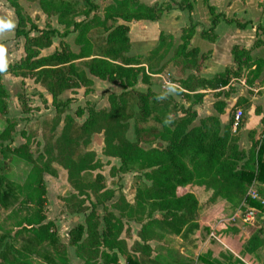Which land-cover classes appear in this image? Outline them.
Instances as JSON below:
<instances>
[{
  "label": "trees",
  "instance_id": "16d2710c",
  "mask_svg": "<svg viewBox=\"0 0 264 264\" xmlns=\"http://www.w3.org/2000/svg\"><path fill=\"white\" fill-rule=\"evenodd\" d=\"M36 1L40 10L46 16H56L57 23L62 25L63 31L54 27L40 29L28 16L23 15L22 8L17 0H8L16 16L15 37L24 40L25 56L17 67L25 73H15L32 76L50 95L51 104L55 111L61 114L59 108L67 106L70 98L60 100V95L68 90L87 87L92 82L83 71L75 66L78 59H86L89 74L102 80L118 82L124 89L119 94L109 93L108 109H95L87 106V116L80 125V137L70 138L66 130L55 141L44 146L45 154L39 153L36 157L29 150L26 140L18 147H10L12 142L13 125L5 116L8 113L7 97L0 76V120L4 127L0 130V155L6 152L17 156L30 164L23 184H14L0 177V211H6L11 205L8 217L12 223L7 233L17 237L21 233L30 235L35 245L45 244L51 248L56 261L43 263L32 258L31 253L14 248L8 242L0 240V264H68L66 245L56 241V229L52 220H47L44 214L45 186L43 174L56 175L53 163L60 165L67 172V180L77 195L93 196L90 208L81 206L82 200L76 207L68 210L85 213L84 224H77L69 229L68 244L74 247V254L83 261V264H117L119 256L124 264H144L140 256L150 259L152 248L148 241L160 240L163 233L178 235L187 240L199 229L198 209L200 207L197 196L189 189L179 192L185 186L195 187L207 193V202L214 204L222 200L228 208L245 201L250 207L258 210L261 205L258 201L246 196L247 186L253 181L264 184V140L252 141L248 151L239 148L240 129L232 132L233 115H230L226 124L221 125L217 115L201 117L198 124L191 125L197 113L196 110L185 108V114L174 121L172 126L161 122L154 127L143 125L151 115L150 103L158 95L149 88L144 92H137L139 119L134 123L135 140L129 141L125 136L127 117L125 113L129 91L135 90L140 75L142 82L147 83V70L158 67L162 57L172 48L171 37L160 30L156 46L147 51L144 56H128L131 47L128 36L129 27L126 22L138 20L158 21L164 14L170 12L172 5L161 2L146 5L139 0H112L103 8L102 16L93 14L87 18L97 5H90L82 14L84 19L76 20V12L72 0H30ZM193 0L173 2L181 10L189 14L192 11ZM209 13V26L201 30L199 36L209 42L216 38L215 28L220 21L234 24L238 29H244L249 22H239L233 17H227L223 12H216L213 6L203 0ZM118 20L123 22L119 23ZM26 23L29 27L26 28ZM96 27L106 30L105 44L107 49L103 57L92 56V42L88 33ZM264 26L257 25L255 35ZM34 30L36 35H30ZM76 32L74 42L79 46V52L74 53L65 41H59V49L52 53L41 55L40 51L50 46L52 38L64 37L69 32ZM195 34V25L190 22L181 28L180 43L173 49L169 62L176 69V74L183 76L180 87L194 97V103L201 100V93L197 90L218 89L227 86L231 79L244 77L245 83L254 86L255 83H264V60L252 57L251 50L264 43V39H255L250 48L233 44L230 48L231 63L224 66L220 73L212 77L194 75L199 70L203 53L196 46H191L190 39ZM169 39V40H168ZM11 68H14L12 66ZM12 70V69H11ZM188 81L193 86H188ZM256 83V84H257ZM129 88V89H128ZM196 90V91H195ZM221 93H217V97ZM197 100V102H196ZM213 108L218 114L224 112L226 102L216 99ZM251 102L242 96L236 98L233 107L246 109ZM191 106V105H189ZM260 114L258 108H254ZM83 111H78L82 116ZM65 119H71L66 116ZM264 123V114L260 117ZM239 126V125H238ZM103 131L106 154L117 157L120 167L136 166L144 171V177L149 185L136 188L134 200L141 212L144 205L149 211L159 212V218L140 219L141 227L138 231V240H134L130 247L125 237L131 234L130 227L124 228L121 214L109 210L104 202L113 197V192L104 189L101 185L102 175L95 180L86 181L82 173L92 171L99 166L94 156L81 148V143L94 132ZM158 139V140H157ZM157 140V141H156ZM158 142L156 147L143 148L142 143ZM165 145H162L161 142ZM160 142V143H159ZM2 184L4 186H2ZM71 195V199H76ZM125 197L120 194L112 206L126 205ZM102 207L104 215L100 216L98 208ZM257 231L247 242L250 252L264 248V237L260 238ZM207 262L203 257H199ZM189 264V263H181Z\"/></svg>",
  "mask_w": 264,
  "mask_h": 264
},
{
  "label": "rangeland",
  "instance_id": "374dc122",
  "mask_svg": "<svg viewBox=\"0 0 264 264\" xmlns=\"http://www.w3.org/2000/svg\"><path fill=\"white\" fill-rule=\"evenodd\" d=\"M225 1L230 2L231 0H224L223 3ZM17 2L23 10V15L28 16L40 29L54 27L60 32L63 31L62 25L57 23L56 16H46L40 10L36 1L17 0ZM72 2L76 12L75 19L82 20L84 19L82 12L86 11L90 5L95 4L97 8L90 12L87 18L92 17L93 14L102 16L104 6L111 3L112 0H72ZM243 2V0L239 1L237 9H230L231 13L234 12L231 17L239 22L249 21L251 25H247L246 29L239 32L234 24H226L220 21L218 30L219 33L225 35L223 39L225 42L228 40L227 43L231 42L247 46L252 40L249 37H254L256 26H264V0H248L250 11L246 9L247 7H245ZM165 4L171 6L173 1H166ZM222 8H225V4L222 5ZM205 13L209 15L207 14L206 5ZM168 14L170 16H164L161 26L164 29L163 31L171 37L172 48L160 59L158 67L147 70L145 66V72L149 76L147 83L142 82L139 75L135 90L129 91L126 95V138L129 141L135 140L133 126L139 119L137 92H144L149 88L158 96L150 103L151 115L143 123L146 127H154L161 122L172 126L174 121L185 114V108H194L198 111L196 113H200V116H205L209 113L218 116L212 104L216 99L224 98L226 106L224 108L225 115L220 120L221 125L228 122L230 115H233L234 122L235 111L238 109L242 110L239 126L237 125L233 129L232 122L231 128L232 132L235 133L237 127L239 129L243 126L244 129L247 127V130L240 135L238 145L239 148L248 151L252 141L260 142L264 140V123L262 124L260 120L261 114H264V89L257 90L258 86H262V84L256 82L257 84L255 83L254 86H249L245 83L244 77L231 79L227 86L209 90L206 93L209 96L204 102L201 101L199 103L196 100L197 103H194V97L191 93L180 87V84L183 85V79L186 78L189 71H186L183 76H179L176 74V69L169 62L173 49L180 43L179 36L183 27L180 25L186 23L184 25L186 26L192 20L187 17L186 10H181L177 7H174ZM171 18H173L174 22H170ZM16 21L14 9L8 0H0V76L8 93V113L5 116L13 125L12 142L9 146L18 147L28 140L29 150L36 157L39 153L45 154L44 146L55 141L63 132V129L66 130L70 138L79 139L80 137L79 141H81L80 125L87 116L86 107L93 106L95 109H108L109 93L119 94L124 89L118 82L102 80L89 74L86 59H78L75 61L76 68L83 71L92 83L87 87H79L62 93L59 96L60 100L63 101L66 98H70V102L67 106L59 108L63 111L61 114L57 113L51 104V95L32 76L28 75V73L25 76L15 74L25 73V70L22 71L21 67H17L24 58L25 53L23 38H17L14 35ZM28 27L29 23H26V28ZM172 33L176 36H173ZM36 34L37 32L34 30L30 32V35ZM75 35L76 32L71 31L64 37L55 36L52 38L50 46L42 49L40 54L46 55L59 49V41H65L72 52L78 53L79 46L74 42ZM106 35V30L101 27L93 28L88 33V38L92 42L91 57H103L107 49L105 44ZM255 39H264V28L258 31ZM194 41L196 44L199 41L204 42L205 45L207 44L205 40L199 37L194 39ZM156 43L157 41L146 45L131 46L127 55L133 57L144 56L147 51L156 46ZM203 54L201 66L198 71L193 72L194 75L212 77L214 74L220 73L224 68V63L228 61L226 48L217 53L214 60H209L211 51H206ZM255 54V57L261 56L264 59V47L256 50ZM12 66L14 68H11ZM91 77L97 78V82L94 83ZM186 84L193 86V82L190 81ZM217 93L221 94L217 97ZM239 96L249 98L250 107L246 109L235 108L231 114H228ZM255 107L260 110L261 114L258 115L254 112ZM79 110L83 111L82 116L78 115ZM66 116L71 119H65ZM197 116L191 125L199 122ZM3 127L4 121L0 120V130ZM156 141L150 144L142 143L141 146L146 149L156 147L158 143ZM161 144L165 145L164 142H161ZM81 148L91 153L94 156V160L99 163L96 169L83 172V178L86 181H93L97 175H102L101 185L104 189H109L113 192V197L105 201L104 205L115 214H119L120 211L124 228L130 227L131 234L127 237H125L124 232L120 234V237L124 238L127 246L130 247L134 240H138L137 233L141 227L140 219L146 221L149 218H159L160 216L159 212H150L145 205L143 206L144 210L141 212L140 207L135 204L134 195L136 188L149 185V181L144 177V171L138 167L128 166L123 169L120 167V161L117 157L106 154L102 130L92 133L83 144L81 143ZM52 166L56 169V175L43 174L45 186L43 211L46 219L52 220L55 224L56 241L66 245L68 264H83V261L75 256L74 247L68 244L70 238L68 231L77 224H84L85 213L72 212L68 209L69 207H76L79 200H82L81 206L90 208L93 196L90 193L88 196L77 195L76 191L68 183L66 170L55 163ZM29 169L30 164L28 162L9 152H6L5 155H0V177L4 179L3 184L7 181L19 185L23 184ZM3 184L2 186H4ZM187 189L191 190L199 201V229L187 240H182L178 235L163 233V237L160 240L148 241L152 252L150 259L140 256L142 263L264 264V248H258L256 252H250L247 247L248 240L257 231L261 230L259 237H264V210L260 211L254 219L244 221V214L249 207L245 201L228 208L222 200L209 204L206 197L207 193L195 187L185 186L180 188L179 192ZM249 193L255 194L260 200H264V184L253 180L247 186V197H249ZM120 194L125 197L127 203L124 207L118 206L117 210L112 206V203L118 199ZM71 195H76L77 200L71 199ZM10 204L13 206H10L6 211H0V240L8 242L14 248L31 253L32 258L36 261L43 263H48L49 260L56 261L57 256H54L52 249L45 244L41 246L35 245V241L30 235L21 233L17 237H12L11 234L7 233V229L12 223V219L8 217V214L10 209L16 206L17 203ZM98 212L100 216L105 213L101 206L98 208ZM199 257H203L207 262H203ZM117 264H124V259L119 256Z\"/></svg>",
  "mask_w": 264,
  "mask_h": 264
},
{
  "label": "crops",
  "instance_id": "0c3cea01",
  "mask_svg": "<svg viewBox=\"0 0 264 264\" xmlns=\"http://www.w3.org/2000/svg\"><path fill=\"white\" fill-rule=\"evenodd\" d=\"M139 1L142 2L143 4H146V5H153L155 3L159 4L161 2H166V1H169V0H139ZM172 1L173 2H179L180 0H172ZM223 1L224 0H207V3L210 6H213L215 8V11L216 12H223L227 17H231L232 13H234V12L231 13L230 9H233V8L234 9H237V6H238V3H239L240 0H231L230 2H226L225 1V3H223ZM243 1H244L243 3L245 4V7H247L246 9H248V11H250V7H249L248 0H243ZM224 4H225V8H222V5H224ZM240 4H242V3L240 2ZM171 5H172L173 8L176 7L174 4H171ZM192 5H193V8H192V11L190 13V20H192L191 22L195 25V34L190 39L191 46H196L199 49V52L200 53H204L206 51H211V56H209L210 57L209 60L210 59H213L214 60L215 59V55L217 53H219L221 50H223L224 48H226L227 51H228V54H227L228 61H226L224 64L227 65V64L231 63L230 48H231V46L233 44H237V43H231V42L227 43L228 40H226L227 42H225V40H223L225 38V35H222L221 33H219V30H218L219 29V26H218L219 23L217 24V26L215 28V33H216L217 36H216V38H215L214 41L209 42V41L201 38L199 36V33H200V31L202 29L205 30V29L208 28V26H209V16L210 15H206V13H205V4L203 3V0H193L192 1ZM252 7H253V2H252ZM172 9L170 10V12L172 11ZM207 14H209V13H207ZM165 15H169L170 16V14L167 13V14H164L161 17V19H159L158 21L138 20V21L126 22L125 24L128 25V27H129L128 36H129V39H130V42H131V46H134V45H146L148 43H154L155 41H157L160 30H164L161 25H162V19L164 18ZM187 17H189L188 12H187ZM172 21H173V18L170 19V22H172ZM121 22H123V21L119 20V23H121ZM185 24L183 23L180 26H183L184 27ZM249 24H250V22L247 25H249ZM247 25H246V27L244 29L247 28ZM238 31L239 32H242L243 29H238ZM172 35L173 36H176L173 33H172ZM198 37L201 38V39H203V40H205L207 42V44L205 45V43L204 42H201V41H199L196 44V42L194 41V39H196ZM249 39H252L249 45H247V46H242L240 44H238V45L241 46V47L250 48L252 46L254 40H255V34H254V37L253 38L250 36ZM263 47H264V43L262 45L258 46V47L252 48V50H251V56L252 57H255L256 50H258L260 48H263ZM257 56H260V55H257ZM260 58L263 59V57H261V56H260ZM201 76L208 78L207 76H203V75H201ZM91 79H92V81L94 83L97 82V80H98L97 78H94V77H91ZM258 89H264V83H262V86L259 85L258 88H257V90ZM209 90L210 89H207V90H197L196 91V93H201V95H202L201 96V100L199 101V103L201 101L204 102L207 99V97L209 96V94H206V93ZM247 99L250 101L249 98H247ZM196 112H198V111H196ZM199 114L200 113H197L198 116L196 115L198 121H199V119L201 117H204V115L203 116H200ZM208 115H212V114L209 113ZM208 115H205V116H208ZM224 115H225L224 112L221 113V114H218V117L220 118V120H222V116H224ZM247 122H248V120H247ZM196 124H198V123H196ZM240 130H241L240 135H242L247 130V127L244 129V126H243Z\"/></svg>",
  "mask_w": 264,
  "mask_h": 264
},
{
  "label": "built area",
  "instance_id": "2783aa9c",
  "mask_svg": "<svg viewBox=\"0 0 264 264\" xmlns=\"http://www.w3.org/2000/svg\"><path fill=\"white\" fill-rule=\"evenodd\" d=\"M241 116H242V110H240V109L236 110L235 113H234L233 129H235V127L238 125ZM248 196L252 200L258 201L260 203V205H261V209L258 210V209L254 208V207H250L249 206L246 209V212L244 214V217H243L244 221H250V220L254 219L258 215V213L260 211L264 210V200H260L255 194H250L249 193Z\"/></svg>",
  "mask_w": 264,
  "mask_h": 264
}]
</instances>
